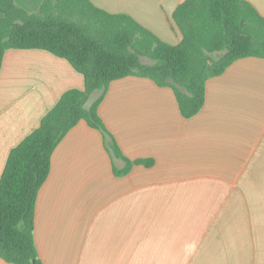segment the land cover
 <instances>
[{
    "label": "crops",
    "instance_id": "1",
    "mask_svg": "<svg viewBox=\"0 0 264 264\" xmlns=\"http://www.w3.org/2000/svg\"><path fill=\"white\" fill-rule=\"evenodd\" d=\"M14 1L28 12L41 3ZM90 1L167 43L182 38L172 15L183 0ZM246 1L264 17V0ZM70 88L83 89L84 79L65 58L5 50L0 177L11 148ZM98 114L124 157L153 164L116 175L125 161L109 153L99 130L77 122L53 150L37 193L33 238L42 264H264V57L238 58L209 77L191 117L181 115L171 88L134 75L109 83Z\"/></svg>",
    "mask_w": 264,
    "mask_h": 264
},
{
    "label": "trees",
    "instance_id": "2",
    "mask_svg": "<svg viewBox=\"0 0 264 264\" xmlns=\"http://www.w3.org/2000/svg\"><path fill=\"white\" fill-rule=\"evenodd\" d=\"M172 16L182 34L177 44L161 40L130 15L108 12L90 0H41L35 12L0 0V68L5 50L36 48L65 58L84 79L83 89L64 91L8 153L0 177V258L42 264L33 238L37 193L53 150L80 120L99 130L109 153L125 161L114 169L116 175L133 164H153L151 158L124 157L98 114L112 80L134 75L169 87L188 118L202 108L209 77L238 58L264 57V17L246 0H183ZM96 90L100 94L87 105Z\"/></svg>",
    "mask_w": 264,
    "mask_h": 264
},
{
    "label": "rangeland",
    "instance_id": "3",
    "mask_svg": "<svg viewBox=\"0 0 264 264\" xmlns=\"http://www.w3.org/2000/svg\"><path fill=\"white\" fill-rule=\"evenodd\" d=\"M142 60L144 61V62H151L149 59H147V58H145V57H143L142 58ZM99 90H96V95H95V93L93 94V97L91 98L90 97V99H93L95 96H97V95H99L100 93L98 92ZM89 102V101H88Z\"/></svg>",
    "mask_w": 264,
    "mask_h": 264
}]
</instances>
